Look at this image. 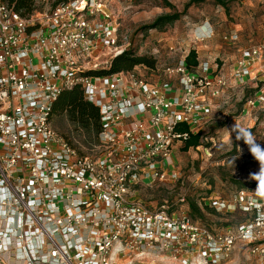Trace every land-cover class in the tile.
Instances as JSON below:
<instances>
[{
	"label": "built area",
	"instance_id": "built-area-1",
	"mask_svg": "<svg viewBox=\"0 0 264 264\" xmlns=\"http://www.w3.org/2000/svg\"><path fill=\"white\" fill-rule=\"evenodd\" d=\"M118 31L103 0H68L28 15L0 0V264H142L163 255L209 264L237 245L264 264V197L239 189L233 203L249 216L212 230L131 195L143 180L175 176L172 151L188 137L176 126L198 132L226 82L205 63L193 72L184 62L167 68L164 84L131 72L88 73L124 51ZM263 55L264 43L241 51L239 85ZM77 86L99 110L95 154L80 155L51 123L53 102Z\"/></svg>",
	"mask_w": 264,
	"mask_h": 264
},
{
	"label": "rangeland",
	"instance_id": "rangeland-1",
	"mask_svg": "<svg viewBox=\"0 0 264 264\" xmlns=\"http://www.w3.org/2000/svg\"><path fill=\"white\" fill-rule=\"evenodd\" d=\"M59 0H35L38 10L52 8ZM170 6H165V2ZM103 0L109 13L118 17L119 43L131 48L136 55L154 60V67L140 65L136 74L152 84H164L170 78L166 69L184 62L190 49H195L198 62L207 64L212 77L225 78L226 86L213 100L212 108L200 122L201 145L187 151L177 143L172 151L170 169L175 176L166 182L143 180L131 189V195L150 207H163L189 214V203L201 207L204 219L212 230H219L224 223L238 224L249 213L238 210L233 203L239 189L255 197H264V187L253 179L259 174L260 163L250 153L243 140L231 139V130L237 123L251 130L256 142L264 146V96L253 110L244 112V99L257 93L264 94V55L249 66V77L239 85L233 77L239 55L244 48L264 43V0ZM179 14L178 20L160 24L155 28L142 29L158 17ZM211 26L209 36L203 31ZM229 32L237 34L236 41L225 40ZM203 33V35L201 34ZM205 34V35H204ZM124 49V50H125ZM250 99V98H249ZM52 125L66 136L84 154L99 152L95 138L92 147L84 142L86 132L71 122L66 114L52 117ZM91 140V139H90ZM234 159L233 164L231 161ZM225 201L223 210L212 212V201ZM147 257L142 264H190L180 257ZM209 264H257L249 250L237 245L227 257Z\"/></svg>",
	"mask_w": 264,
	"mask_h": 264
},
{
	"label": "trees",
	"instance_id": "trees-1",
	"mask_svg": "<svg viewBox=\"0 0 264 264\" xmlns=\"http://www.w3.org/2000/svg\"><path fill=\"white\" fill-rule=\"evenodd\" d=\"M1 1L7 6L12 7L15 11L19 12L22 15H28L38 10L35 0H1ZM67 1L68 0H59L56 3V5H58L59 3L63 4L64 2H67ZM195 1H201V0H195ZM215 1L220 5H223V6L225 5V2L223 0H215ZM164 5L170 6V3L166 1ZM179 16H180L179 14H172L168 16L158 17L155 21H153V23L142 27V29L143 28L144 29L155 28L159 26L160 24H164V23L166 24L176 19L178 20ZM154 63L155 62L153 59H149L146 56L143 57V55H136L134 51L131 48H129V49H125L122 53L115 56L110 61V64L107 68L95 69L94 71L88 70V73L107 75L109 73L113 74V73H120V72H126V73L131 72L137 75L139 78H143V77H140L138 74H136V71L134 68L140 65L147 66L148 68H153ZM184 63L187 69L191 70L192 72L193 70L196 69L199 62H198L197 53L195 49H190L188 51L187 55L184 58ZM143 80L147 81L144 78ZM258 90H259L258 87L252 89L254 95L257 94ZM245 101H247V98L244 99L243 102ZM53 103L54 104L52 105V117L55 115L66 114L69 120H71V122L75 123L78 127L82 128L86 132L87 138L84 139V142L87 145L92 147L95 143L99 144L100 142L99 133L101 132L99 110L97 106H95L94 104L92 105V103H90L84 98L83 90L81 89V87L77 86V87L72 88L71 90H65L61 92L60 95L56 98V100ZM175 131L180 132V133H187L188 135V137L181 143L180 149L182 151H187L190 148H196L202 144L201 143V139H202L201 130H199L196 133H191L188 125H186L185 123H179L176 126ZM60 135L72 147L77 149L80 155H85L77 147H75V145H73L71 141L68 138H66V136L62 134ZM92 136L95 138V141H94L95 143H93ZM206 208H208L212 212L215 211L210 206H206ZM189 215L194 221L204 224V222L199 220V219L201 220L204 219L202 209L194 201H191L189 203ZM246 218L247 217H244V219H242L241 221H244ZM204 225L208 226L207 224H204ZM231 225H232L231 223H224V227L231 226Z\"/></svg>",
	"mask_w": 264,
	"mask_h": 264
},
{
	"label": "clouds",
	"instance_id": "clouds-1",
	"mask_svg": "<svg viewBox=\"0 0 264 264\" xmlns=\"http://www.w3.org/2000/svg\"><path fill=\"white\" fill-rule=\"evenodd\" d=\"M206 34L209 36L212 34L211 26H206ZM225 130L229 133L230 139H231L232 133H235V139L237 141L243 140L244 144L248 146L251 155L257 161H259L260 172L258 175L254 174L252 178L259 181V185L261 187H264V146H261L260 144L256 142V139L254 135L252 134L251 130L244 128L237 123H235L232 126L231 130L227 128ZM234 159L235 158H233V160L231 161V164L233 167H234V164H233Z\"/></svg>",
	"mask_w": 264,
	"mask_h": 264
},
{
	"label": "bare ground",
	"instance_id": "bare-ground-1",
	"mask_svg": "<svg viewBox=\"0 0 264 264\" xmlns=\"http://www.w3.org/2000/svg\"><path fill=\"white\" fill-rule=\"evenodd\" d=\"M201 29H203V31H205V32H206V28H205V26H204L203 28H201Z\"/></svg>",
	"mask_w": 264,
	"mask_h": 264
}]
</instances>
